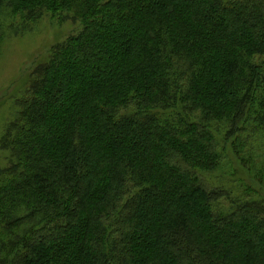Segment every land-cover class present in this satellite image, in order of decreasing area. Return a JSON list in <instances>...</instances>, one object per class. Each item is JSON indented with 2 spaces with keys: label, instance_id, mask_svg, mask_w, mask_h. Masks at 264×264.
<instances>
[{
  "label": "trees",
  "instance_id": "trees-1",
  "mask_svg": "<svg viewBox=\"0 0 264 264\" xmlns=\"http://www.w3.org/2000/svg\"><path fill=\"white\" fill-rule=\"evenodd\" d=\"M45 16L80 25L1 139L0 264H264V197L208 178L264 139V0H0V52Z\"/></svg>",
  "mask_w": 264,
  "mask_h": 264
},
{
  "label": "rangeland",
  "instance_id": "rangeland-1",
  "mask_svg": "<svg viewBox=\"0 0 264 264\" xmlns=\"http://www.w3.org/2000/svg\"><path fill=\"white\" fill-rule=\"evenodd\" d=\"M79 25L69 21L57 23L45 16L31 31L15 36L8 34L0 52V143L7 125L18 112L17 102L28 87L31 72L47 60L55 45L76 32ZM251 143L241 147L243 156L229 144L224 166L209 172L210 181L229 187L235 196L250 190L255 197H264V177L259 172L264 169V139L258 136ZM10 160V153L0 144V168L7 167Z\"/></svg>",
  "mask_w": 264,
  "mask_h": 264
}]
</instances>
